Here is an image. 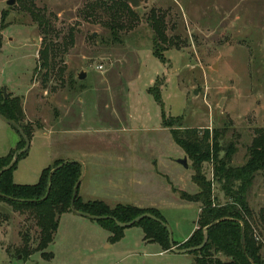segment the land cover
Masks as SVG:
<instances>
[{
    "label": "rangeland",
    "instance_id": "rangeland-1",
    "mask_svg": "<svg viewBox=\"0 0 264 264\" xmlns=\"http://www.w3.org/2000/svg\"><path fill=\"white\" fill-rule=\"evenodd\" d=\"M6 1L0 0V90L5 86L6 98L19 100L21 123L32 137L37 132L51 136L49 144L43 137L32 138L12 181L34 185L49 165V152L55 153L50 167L72 154L85 163L83 183L89 184L94 200L110 208L122 204L156 209L172 240H185L195 228L201 204L180 195H193L199 187L192 179L190 158L171 139L168 127H162L161 110L148 89L156 86L160 91L173 127L216 130L221 144L230 143V164L242 165L254 131L264 127V0H139L134 9L138 22L116 33L103 26V18L86 16L95 0H15L12 6ZM151 9L166 15L165 36L171 44L162 50L163 62L152 54V31L146 22ZM39 22H47L48 28L41 29ZM47 43L53 50L48 68L40 58ZM79 73L86 77L79 80ZM85 88L88 101L76 114L80 132L73 131L67 124L71 117L63 119L59 110L69 100L71 112ZM129 111L136 121H129ZM86 126L93 129L85 133ZM114 133L127 138L126 147L138 148V158H143L144 187L128 184L123 191L135 187L134 192L117 197L95 186L98 177L113 173L105 170L107 165H117ZM19 141L17 131L0 120V157ZM183 157L186 168L175 161ZM97 165L102 166L99 171ZM211 167L212 162H203L200 174L210 182L212 198L225 202ZM246 201L252 234L264 259L263 177H255ZM66 214L43 251L52 258L33 252L22 259L17 253L22 233L28 231L33 249L37 230L0 202V264H193L191 252H162L158 244L143 239L139 227L124 229L122 238L111 243L109 232L96 221Z\"/></svg>",
    "mask_w": 264,
    "mask_h": 264
},
{
    "label": "trees",
    "instance_id": "trees-1",
    "mask_svg": "<svg viewBox=\"0 0 264 264\" xmlns=\"http://www.w3.org/2000/svg\"><path fill=\"white\" fill-rule=\"evenodd\" d=\"M86 10H91L86 16L103 18V26L112 33L132 29L139 20L137 12L122 0H95ZM4 16L5 13L2 12L1 24ZM165 16L164 11L156 9H151L146 16V22L152 31V54L160 62L165 61L162 50L171 44L170 38L165 36ZM39 26L44 29L49 25L47 22H39ZM68 39L71 44V34ZM51 46L52 44L47 43L40 51L42 66L47 68L53 56ZM148 93L161 110L162 127H168L171 139L190 158L192 170L195 172L192 179L199 187L197 193L193 195L181 192L180 198L198 202L201 208L195 228L182 242L173 241L174 247L197 248L187 251L194 255L193 264H264V259L260 255V245L255 242L252 234L251 211L246 201L255 177L259 175L264 178V127L254 131L247 148L248 157L244 163L232 166L230 143L221 144V135L219 136L216 130L173 127L172 120L166 119L160 91L155 86L149 88ZM21 112L19 100L4 97L1 89L0 115L14 122L31 141L32 132L21 123ZM24 148L25 142L20 137L16 147L10 149L7 155L0 157V202L22 214L25 223L32 222L37 230V245L33 249L30 248L31 238L28 231L22 233L23 245L17 249L18 255H21L22 259H27L33 252H41L43 258L51 259L52 254L43 251L53 242L61 217L66 213H72L73 188L81 177L82 166L78 162L59 161L52 167L43 169L36 184H15L12 181V174L18 162L27 156L28 150ZM203 162H212V180H215L222 190L225 202L214 196L212 198L210 182L205 181L200 174ZM52 170L54 171L51 173ZM73 207L77 212L97 218L111 217L119 223L131 222L143 214H149L166 223L156 209L143 210L122 204L110 208L101 200L83 201L78 191ZM96 222L109 232L111 243L122 238L125 228L118 227L112 219H99ZM131 227H139L143 239L158 244L162 252H172L168 232L159 222L143 218ZM205 227L207 228L204 229Z\"/></svg>",
    "mask_w": 264,
    "mask_h": 264
},
{
    "label": "crops",
    "instance_id": "crops-1",
    "mask_svg": "<svg viewBox=\"0 0 264 264\" xmlns=\"http://www.w3.org/2000/svg\"><path fill=\"white\" fill-rule=\"evenodd\" d=\"M156 75H157V73L152 75L153 78L151 77V79L149 80L148 87L151 85V83L154 79V76H156ZM85 77H86V75H85ZM77 78H78V75H77ZM95 87H96V89L98 88L97 86H95ZM148 87L145 88V91ZM86 88L81 89L82 93L79 94V97L75 101L72 100L76 104L72 105L71 112H70V108H69V100H65L64 105L59 110L61 112L60 114L63 117V119L68 120L69 116L71 117V121L68 122L67 124H69L71 126V128L73 127L72 128L73 131L80 128L79 125H77L78 122H76V114L81 112L79 109H81L82 108L81 106H84L88 101L89 96H87L86 94L84 95V93L86 92ZM66 103H68V104H66ZM127 118L129 119L130 122H132V120L136 121L137 117L135 114H133L132 111H129ZM79 119H80V117H79ZM160 123H161V120H160ZM71 128H69V129H71ZM86 128H87V130H83L85 133H88L87 131L90 132V130L93 129L92 126H86ZM78 131L80 132V129ZM120 134L121 133H114V135H115L114 136V140H115L114 144L116 145V147H118L117 152H119L118 155L116 154L118 156V158L115 160L117 165L116 164L107 165L105 170L107 169L108 172L111 170L113 173H108L104 176L98 177L99 180L95 184L96 188H99L100 190L104 191L105 193H106V190H109L110 192L107 191V193H109L111 195H115L116 197H117V195H122L123 193H126V192H134L135 187L139 188V187H142L144 185L143 175L140 173L141 172L140 166L143 165V158H141L142 161L139 160L138 148H136V147L127 148L126 147V144H127L126 139L127 138L124 140L123 136H121ZM34 137H36V138L43 137L44 140L46 141V143H48V144L51 143L50 134H47L44 132H37L36 134H34V136L32 138H34ZM32 138H31V141H32ZM49 146H51V145H49ZM48 156H49L48 162L50 165L52 163V161L55 160L54 159L55 153L49 152ZM68 159L69 160H66V161H77L80 164L84 165V171L81 174V179L79 182L78 195L81 197L82 200H87V201L94 200V197L90 196L89 192H88L89 191V186H88L89 184L86 186L84 184L85 183L84 180L86 178L85 163L82 160L78 159L77 157H74V155H72V154L68 155ZM180 159L177 158V159H175V161L178 163L177 160H180ZM111 160H114V159L112 158ZM141 162H142V164H141ZM181 166H182V164H181ZM95 167H98L97 168L98 171L100 170V168H102L101 165H99V166L97 165ZM183 168H185V167H183ZM115 174H117V176H118L116 179L113 178V176H115ZM99 175H101V174H99ZM128 184L134 185L135 187L132 188L133 189L132 191H123V188L126 187ZM90 185H91V182H90ZM101 188H103V189H101ZM93 196H95V195H93ZM119 199H120V197H118L116 199V201ZM66 215L72 216V217H77V215H75L73 213L72 214H66ZM178 243H180V242H178Z\"/></svg>",
    "mask_w": 264,
    "mask_h": 264
},
{
    "label": "water",
    "instance_id": "water-1",
    "mask_svg": "<svg viewBox=\"0 0 264 264\" xmlns=\"http://www.w3.org/2000/svg\"><path fill=\"white\" fill-rule=\"evenodd\" d=\"M122 1H124V2H126L131 8H133V9H135V8H137L139 5H140V1L139 0H122ZM15 3V0H7L6 1V5L7 6H12L13 4ZM85 78V74L84 73H79L78 74V79L79 80H83ZM2 90H3V95H4V97H6V87L4 86L3 88H2ZM0 120H2L4 123H6V124H9L10 126H12L16 131H17V133L19 134V136L24 140V142H25V148H24V150H28V148H29V145H30V141L26 138V136L24 135V133L21 131V129L14 123V122H12V121H10V120H7V119H5L3 116H1L0 115ZM178 161V163L180 164H182V166L183 167H187V163H186V159L185 158H181L180 160H177ZM66 162H77V161H66ZM65 163V162H64ZM79 163V162H78ZM61 165H63V164H61ZM60 165V166H61ZM60 166H58V167H60ZM54 170H52L51 171V173L53 172ZM80 179H81V177H80ZM80 179L77 181V183L75 184V186H74V188H73V193H72V199H71V210H72V213L73 214H75V215H77V216H81V217H84V218H87V219H91V220H94V221H97V220H99V219H112L115 223H116V225L118 226V227H121V228H129V227H131V226H133L134 224H136L137 222H139L140 220H142L143 218H150V219H152V220H154V221H156V222H159L162 226H164L165 228H166V230H167V232H168V235H169V245H170V247H171V250H172V252H176V253H182V252H187V251H190V250H194V249H197V248H182V249H176L175 247H174V244H173V240H172V238H171V233H170V231H169V229H168V227H167V225L165 224V223H163V222H161V221H159L158 219H156L155 217H153V216H151V215H149V214H143V215H141V216H138L137 218H135L134 220H132L131 222H128V223H119V222H117L116 220H114L113 218H111V217H105V218H97V217H92V216H90V215H88V214H86V213H80V212H77V211H75V209H74V207H73V202H74V199H75V197H76V195H77V191H78V187H79V182H80ZM47 192H48V190H47ZM207 227H205L204 229H206ZM203 244V242L201 243V245Z\"/></svg>",
    "mask_w": 264,
    "mask_h": 264
},
{
    "label": "built area",
    "instance_id": "built-area-1",
    "mask_svg": "<svg viewBox=\"0 0 264 264\" xmlns=\"http://www.w3.org/2000/svg\"><path fill=\"white\" fill-rule=\"evenodd\" d=\"M96 69L100 71L102 69V66L99 65V66L96 67Z\"/></svg>",
    "mask_w": 264,
    "mask_h": 264
}]
</instances>
